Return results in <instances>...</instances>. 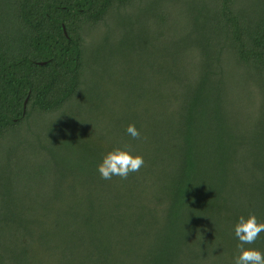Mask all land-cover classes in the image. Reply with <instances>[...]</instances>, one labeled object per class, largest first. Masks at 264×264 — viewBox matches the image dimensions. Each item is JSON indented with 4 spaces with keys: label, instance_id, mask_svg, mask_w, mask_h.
Listing matches in <instances>:
<instances>
[{
    "label": "trees",
    "instance_id": "16d2710c",
    "mask_svg": "<svg viewBox=\"0 0 264 264\" xmlns=\"http://www.w3.org/2000/svg\"><path fill=\"white\" fill-rule=\"evenodd\" d=\"M251 213L264 0H0V264H234Z\"/></svg>",
    "mask_w": 264,
    "mask_h": 264
},
{
    "label": "clouds",
    "instance_id": "9594fccd",
    "mask_svg": "<svg viewBox=\"0 0 264 264\" xmlns=\"http://www.w3.org/2000/svg\"><path fill=\"white\" fill-rule=\"evenodd\" d=\"M126 132L132 139L141 138V132L134 123L128 125ZM144 165V157L135 154L131 145H128L108 152L98 165V172L104 180H111L114 176L127 179L131 173L138 172ZM261 233H264V222H260L254 213L239 217L234 227L235 237L239 241V254L234 258V264H264V251L246 247L255 244Z\"/></svg>",
    "mask_w": 264,
    "mask_h": 264
},
{
    "label": "water",
    "instance_id": "95a60500",
    "mask_svg": "<svg viewBox=\"0 0 264 264\" xmlns=\"http://www.w3.org/2000/svg\"><path fill=\"white\" fill-rule=\"evenodd\" d=\"M40 64H44V62H41ZM26 101H27V98L25 99V101L23 103L24 109H25Z\"/></svg>",
    "mask_w": 264,
    "mask_h": 264
},
{
    "label": "rangeland",
    "instance_id": "374dc122",
    "mask_svg": "<svg viewBox=\"0 0 264 264\" xmlns=\"http://www.w3.org/2000/svg\"><path fill=\"white\" fill-rule=\"evenodd\" d=\"M27 102V101H26Z\"/></svg>",
    "mask_w": 264,
    "mask_h": 264
}]
</instances>
